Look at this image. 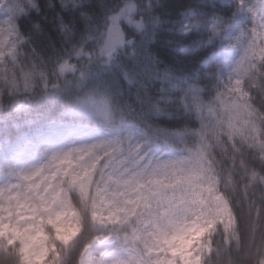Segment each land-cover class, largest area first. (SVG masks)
Wrapping results in <instances>:
<instances>
[{"label":"snow or ice","instance_id":"obj_1","mask_svg":"<svg viewBox=\"0 0 264 264\" xmlns=\"http://www.w3.org/2000/svg\"><path fill=\"white\" fill-rule=\"evenodd\" d=\"M230 2L234 16L244 14L251 23L229 43L226 51L238 49L241 55L215 95L205 101L203 90L191 85L181 98L183 108L200 121L190 133L194 142L179 132L171 141L141 138L106 93L77 101L69 113L87 108L104 121L108 135L45 152L43 162L29 170L0 167V264H32L34 242L70 210L73 190L84 200L92 197L102 224L135 221L146 229L134 236L143 241L139 264H220L238 260L242 251L255 252L258 259L264 255V0ZM101 7L99 0H60L59 10L40 0H0V99L59 93L60 82L68 83L81 61L111 63L132 43L122 20L137 31L145 27L135 0H122L107 13H98ZM46 8L54 11L47 24ZM226 25L214 17L212 35ZM191 29L187 26L185 35ZM54 36L62 37V48ZM101 157V163L113 157L120 163L106 168L104 183L93 190L92 165ZM42 247H49L47 241ZM112 264L125 261L114 258Z\"/></svg>","mask_w":264,"mask_h":264},{"label":"trees","instance_id":"obj_2","mask_svg":"<svg viewBox=\"0 0 264 264\" xmlns=\"http://www.w3.org/2000/svg\"><path fill=\"white\" fill-rule=\"evenodd\" d=\"M135 2L143 14L145 27L137 31L121 21V27L132 43L119 49L111 63L101 59L81 61L75 76L68 77L66 84L63 80L60 82L62 91L59 93L28 97L18 94L0 99L1 139L15 140L30 121L75 119L91 123V117H70L69 107L90 94L106 93L144 138L159 142L167 136L171 141L174 139L171 134L179 132L184 133L187 143L194 142L195 137L190 133L200 127V121L194 112L183 108L181 98L186 96L191 85L203 90L201 97L205 101L215 95L219 82L227 79L241 55L234 49L231 57L225 59L221 49L250 26L251 21H243L239 14L234 16L236 8L230 0ZM40 3L42 6L51 4L55 10L60 7V0H40ZM99 3L102 7L97 12L107 13L115 11L122 0H99ZM46 10L47 24L54 11L53 8ZM214 17L227 22L225 30L217 36L210 31ZM184 23L192 26L187 35L180 31ZM78 27L84 32L83 24ZM55 31L52 29L49 35ZM61 39L54 36L58 49L63 47L59 43ZM84 46L88 47V44ZM146 52L151 56H146ZM73 62H76L75 58ZM165 71L167 75H164ZM125 73L133 83H128Z\"/></svg>","mask_w":264,"mask_h":264},{"label":"clouds","instance_id":"obj_3","mask_svg":"<svg viewBox=\"0 0 264 264\" xmlns=\"http://www.w3.org/2000/svg\"><path fill=\"white\" fill-rule=\"evenodd\" d=\"M101 160L103 157L92 165L95 172L94 177L90 178L93 190L104 183V170L120 163L115 157L104 160L103 163ZM128 163L131 166L132 162ZM222 164V159L217 161V168ZM82 179L89 182L87 177ZM230 195L235 199V194ZM46 231L47 236H39L33 244L31 251L35 260L32 264H45V261L48 264H82V261L89 264H112L114 258L124 260L125 264H139L138 257L143 252V241L134 239V236L146 229L135 221H109L102 224L93 212L92 197L84 200L73 190L70 194V210L49 224ZM45 241L49 245L47 249L42 247ZM260 248L264 254V239L260 240ZM220 264H264V255L258 259L255 252L242 251L238 260H225Z\"/></svg>","mask_w":264,"mask_h":264},{"label":"rangeland","instance_id":"obj_4","mask_svg":"<svg viewBox=\"0 0 264 264\" xmlns=\"http://www.w3.org/2000/svg\"><path fill=\"white\" fill-rule=\"evenodd\" d=\"M241 19L249 20L244 14H239ZM187 23L182 24L180 31L185 33ZM228 44L223 45L222 55L230 58L234 49L227 50ZM87 108L78 109L70 117H91V123L83 120L52 119L37 123L30 121L15 140L0 138V167L12 165L19 170H29L39 166L44 160V153H57L68 150L73 146L97 142L108 135L104 121L99 117L84 113ZM129 126H131L129 124ZM134 131L141 136L135 128Z\"/></svg>","mask_w":264,"mask_h":264}]
</instances>
